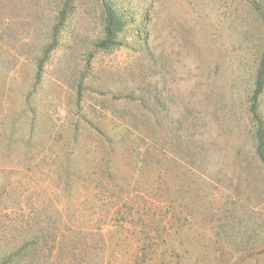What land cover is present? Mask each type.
Wrapping results in <instances>:
<instances>
[{"label":"rangeland","instance_id":"obj_1","mask_svg":"<svg viewBox=\"0 0 264 264\" xmlns=\"http://www.w3.org/2000/svg\"><path fill=\"white\" fill-rule=\"evenodd\" d=\"M263 58L264 0H0V264H264Z\"/></svg>","mask_w":264,"mask_h":264},{"label":"trees","instance_id":"obj_2","mask_svg":"<svg viewBox=\"0 0 264 264\" xmlns=\"http://www.w3.org/2000/svg\"><path fill=\"white\" fill-rule=\"evenodd\" d=\"M254 4L258 5L259 0H253ZM105 15H106V24H105V38L98 47L100 49H109L117 45L116 38L117 34L121 31L123 24L120 18L117 16L113 8L104 1ZM264 90V58L260 65L256 80V89L252 97L251 102V112L254 116L255 121L259 125V140H258V155L262 165L264 166V123L259 118L257 108L259 98Z\"/></svg>","mask_w":264,"mask_h":264}]
</instances>
